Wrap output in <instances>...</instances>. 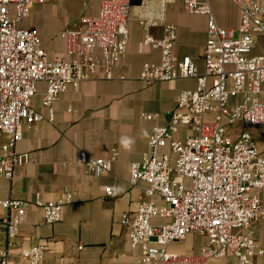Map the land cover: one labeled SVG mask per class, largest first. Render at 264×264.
Wrapping results in <instances>:
<instances>
[{
    "label": "built area",
    "instance_id": "2783aa9c",
    "mask_svg": "<svg viewBox=\"0 0 264 264\" xmlns=\"http://www.w3.org/2000/svg\"><path fill=\"white\" fill-rule=\"evenodd\" d=\"M62 1L0 0V179H11L15 168L29 161L27 154L15 152V145L23 127L44 120L31 105L38 84L45 86L41 106L53 123L52 106L61 93L97 73L112 80L113 68L126 55L129 1L101 0L96 15L83 16L77 27L60 33L66 56L49 60L37 32L22 22L33 5ZM227 1L239 14L237 38L217 26L208 0H182L185 13L207 18L201 73L196 59L174 56V26H165L161 39L143 38V45L160 52V61L142 65L141 82L191 79L196 87L179 92L168 125L151 129L147 153L130 166L129 185H145L136 213L122 217L129 246L139 251L136 264H206L228 255L238 264H253L255 257L264 256L252 228L264 218L257 196L264 190V155L249 133L231 137L226 129L236 123L264 127V0ZM253 35L259 37L257 44ZM115 156L91 159L81 153L78 162L90 175L101 177L110 172ZM104 193L113 197L114 188L106 186ZM72 198L67 192L58 201L37 198L34 205L51 225L61 220ZM25 209L19 200H0L5 213L0 264H43L44 246L18 242ZM189 235L206 239L197 257L169 249Z\"/></svg>",
    "mask_w": 264,
    "mask_h": 264
},
{
    "label": "crops",
    "instance_id": "0c3cea01",
    "mask_svg": "<svg viewBox=\"0 0 264 264\" xmlns=\"http://www.w3.org/2000/svg\"><path fill=\"white\" fill-rule=\"evenodd\" d=\"M71 1L35 4L22 23L24 28L37 31L49 60L66 56L67 43L60 33L77 27L81 17L96 15L101 0H90L83 8L78 3L68 5ZM128 1L127 51L113 68L112 80L97 73L77 88L70 87L61 93L52 106L53 123H48L46 110L41 106L45 86L38 84L31 105L44 120L31 128L23 127L22 138L15 145V152L27 154L29 161L15 168L11 179H0V200L11 198L26 204L18 242L24 247L44 246L43 264L137 263L139 251L130 248L122 217L136 213L145 185L139 183L136 188L129 185L130 166L147 153L151 129L168 125L179 92L196 87V81L191 79L153 85L141 82L142 65L160 61L157 49L143 45L144 36L161 39L164 27L174 26V56L196 59L199 73L203 70L200 56L207 28L205 16L185 13L182 0ZM208 1L213 13L211 0ZM232 8L238 26L239 14ZM213 17L217 24L214 13ZM184 132L182 129L178 138ZM124 139L132 141L130 147L123 146ZM257 148L264 155L259 144ZM81 153L91 159H110L113 153L116 156L108 174L94 177L79 164ZM106 186L114 188L113 197L105 196ZM67 192L73 193V198L64 205L61 220L46 224L42 211L34 205L36 199L58 201ZM257 196L264 207V190L258 191ZM4 217L0 210V248L5 246L1 223ZM252 228L258 247L264 249V218ZM205 242L203 236L189 235L169 249L197 257ZM262 263L264 256L253 259V264ZM206 264L238 263L228 255Z\"/></svg>",
    "mask_w": 264,
    "mask_h": 264
},
{
    "label": "rangeland",
    "instance_id": "374dc122",
    "mask_svg": "<svg viewBox=\"0 0 264 264\" xmlns=\"http://www.w3.org/2000/svg\"><path fill=\"white\" fill-rule=\"evenodd\" d=\"M72 3H78V5L81 4L80 6L81 8H83L85 7V5L90 3V0H84V1L72 0L71 2L68 3V5ZM211 3L217 24L220 27L232 30L233 38H237V31H236L237 25L232 15L233 8L231 4L228 3L226 0H211ZM252 40L255 44H257L259 41V37L257 35H253ZM226 129L228 133L231 135V137H234L238 133L243 131L249 133L250 135L253 136L257 144H259V146H261V148L264 149V127L248 126L242 123H236L226 126Z\"/></svg>",
    "mask_w": 264,
    "mask_h": 264
},
{
    "label": "clouds",
    "instance_id": "9594fccd",
    "mask_svg": "<svg viewBox=\"0 0 264 264\" xmlns=\"http://www.w3.org/2000/svg\"><path fill=\"white\" fill-rule=\"evenodd\" d=\"M122 144H123V146H125V147H130L131 144H132V141L129 140V139H124V140H122Z\"/></svg>",
    "mask_w": 264,
    "mask_h": 264
}]
</instances>
